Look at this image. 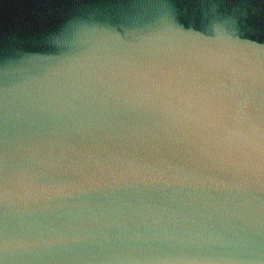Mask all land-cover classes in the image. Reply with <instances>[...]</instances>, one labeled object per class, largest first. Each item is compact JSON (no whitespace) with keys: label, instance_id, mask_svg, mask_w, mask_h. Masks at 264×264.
<instances>
[{"label":"water","instance_id":"1","mask_svg":"<svg viewBox=\"0 0 264 264\" xmlns=\"http://www.w3.org/2000/svg\"><path fill=\"white\" fill-rule=\"evenodd\" d=\"M0 264H264V0H0Z\"/></svg>","mask_w":264,"mask_h":264}]
</instances>
